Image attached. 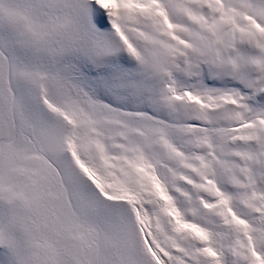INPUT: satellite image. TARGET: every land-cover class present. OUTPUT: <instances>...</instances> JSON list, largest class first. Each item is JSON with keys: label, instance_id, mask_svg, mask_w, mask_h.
<instances>
[{"label": "snow or ice", "instance_id": "obj_1", "mask_svg": "<svg viewBox=\"0 0 264 264\" xmlns=\"http://www.w3.org/2000/svg\"><path fill=\"white\" fill-rule=\"evenodd\" d=\"M0 264H264V0H0Z\"/></svg>", "mask_w": 264, "mask_h": 264}]
</instances>
